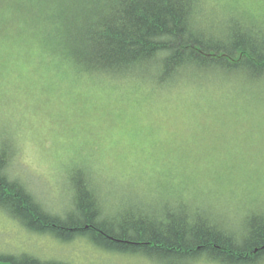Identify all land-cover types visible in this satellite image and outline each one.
<instances>
[{
	"label": "trees",
	"instance_id": "1",
	"mask_svg": "<svg viewBox=\"0 0 264 264\" xmlns=\"http://www.w3.org/2000/svg\"><path fill=\"white\" fill-rule=\"evenodd\" d=\"M228 2L0 0V59L15 66L9 77L23 67L30 71L28 77L22 76L27 84L40 77L39 66L49 90L64 83L86 89L88 97L80 93L73 101L87 107L97 101L114 102L103 92L120 94L119 102L133 106L153 104L161 97L181 96L202 106L222 98L238 106L249 104V116L260 119L264 116V10L256 14ZM233 111L235 117L242 113L237 106ZM14 155L0 143V215L30 236L64 246L82 241L99 253L151 264H264L262 210L246 213L251 203L237 205L232 215H239L240 225L226 229L213 204L218 202L213 197L220 195L210 192L206 197L208 192L191 186H198L197 174L188 172L184 190L169 182L163 191L151 193L161 198L148 204L132 197L136 190L128 185L145 178L129 170V176L117 184L118 179L108 175L121 168L111 167L103 156L87 155L64 172L67 203L52 210L12 175ZM157 168L156 174L174 179L187 173L181 166L174 170L164 165L162 173ZM105 183L115 190L128 189L129 204L101 188ZM230 205L222 203L227 210ZM0 264L74 263L0 252Z\"/></svg>",
	"mask_w": 264,
	"mask_h": 264
},
{
	"label": "rangeland",
	"instance_id": "2",
	"mask_svg": "<svg viewBox=\"0 0 264 264\" xmlns=\"http://www.w3.org/2000/svg\"><path fill=\"white\" fill-rule=\"evenodd\" d=\"M228 3L256 14L264 10V0H229ZM5 62L0 59V143L4 142L15 152L12 175L24 182L49 209L60 210L66 205L68 189L64 172L72 163L91 155L92 158L103 156L111 167L122 169L108 175L116 177L117 184L121 177L129 176V170L137 178H145L130 181L128 185L136 190L132 197L148 204L158 203L161 197L151 193L163 191L169 182L171 187L175 183L176 189H186L189 172L200 178L198 186H191L208 192L206 197L212 195L210 192L220 195L213 197L218 201L213 204L219 209L217 218L226 229L234 230L240 225L239 215H232L237 205L251 203L246 213L264 211V116L251 118L249 104L238 106L220 98L219 103L208 101L202 106L179 96L133 106L119 102L120 94L103 92L114 102L97 101L87 107L83 102L73 101L79 99L80 93L88 97L86 89H73L64 83L49 90L44 70H39V66L36 70L40 77L27 84L22 76L28 77L30 71L23 67L14 70L18 75L9 77L10 70L16 68ZM129 95L135 100L134 94ZM236 106L242 113L235 117L232 113ZM127 130L132 136L126 135ZM147 156L155 160L147 161ZM99 163L106 168L101 160ZM154 164L161 168V173L164 165L174 170L181 166L187 173L175 179L166 173L158 175L156 172L160 170ZM105 185L101 188L109 189V194L117 196L123 205L129 204L128 189L115 190L114 186ZM202 196L200 192L199 198ZM117 197L114 203L118 202ZM132 197L130 201H137ZM228 202L232 205L227 210L222 203ZM221 214L232 217L226 219ZM0 252L30 253L43 260H67L75 264H151L102 254L82 241L64 246L49 238L30 236L1 215Z\"/></svg>",
	"mask_w": 264,
	"mask_h": 264
},
{
	"label": "bare ground",
	"instance_id": "3",
	"mask_svg": "<svg viewBox=\"0 0 264 264\" xmlns=\"http://www.w3.org/2000/svg\"><path fill=\"white\" fill-rule=\"evenodd\" d=\"M262 212H263V210H262ZM75 264V263H74Z\"/></svg>",
	"mask_w": 264,
	"mask_h": 264
}]
</instances>
